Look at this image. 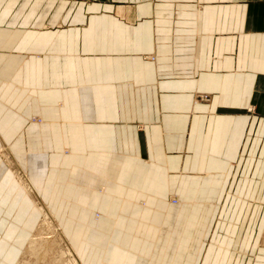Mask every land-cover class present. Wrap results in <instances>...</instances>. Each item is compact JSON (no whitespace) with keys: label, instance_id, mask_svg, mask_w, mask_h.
Wrapping results in <instances>:
<instances>
[{"label":"crops","instance_id":"1","mask_svg":"<svg viewBox=\"0 0 264 264\" xmlns=\"http://www.w3.org/2000/svg\"><path fill=\"white\" fill-rule=\"evenodd\" d=\"M40 210L81 264H264V0H0V264Z\"/></svg>","mask_w":264,"mask_h":264},{"label":"rangeland","instance_id":"2","mask_svg":"<svg viewBox=\"0 0 264 264\" xmlns=\"http://www.w3.org/2000/svg\"><path fill=\"white\" fill-rule=\"evenodd\" d=\"M32 122H36V123H41L42 119L38 118V117H33L31 119ZM5 159L6 156L3 154L2 155ZM16 172V170H14ZM19 174L21 175L20 178L23 179L22 173L20 171H18ZM17 175V173H16ZM20 183H23L22 187L23 190L25 191V187L26 185L24 183L23 180L20 181ZM171 199V197H170ZM177 200L176 199H172V203H176ZM44 211V210H43ZM44 214L46 217H44L41 214V218L38 219L37 223H36V230L32 235L36 236V239H41L44 241H48V244L46 243L41 251V255L44 253L45 256L47 257V261L48 262H52L54 261L61 253H66L67 251H71L72 254L76 257L78 264H81L79 259L77 258V254L75 253V251L66 243L64 237H63V231L59 228V226L56 225L55 221L53 220V218L50 216L49 213L44 211ZM48 218V219H47ZM96 219H100V215H96L95 217ZM40 220V221H39ZM35 229V228H34ZM43 241V242H44ZM29 244L27 242L26 247H24L23 249H21V255L22 257H20L21 260H23L24 262H30L31 260L34 259L30 256L26 257L25 252L29 249ZM24 252V253H23ZM2 252L0 253V258H3L2 256H4V252L3 255H1ZM24 257V258H23ZM19 259V258H18Z\"/></svg>","mask_w":264,"mask_h":264},{"label":"bare ground","instance_id":"3","mask_svg":"<svg viewBox=\"0 0 264 264\" xmlns=\"http://www.w3.org/2000/svg\"><path fill=\"white\" fill-rule=\"evenodd\" d=\"M41 214L44 217H46L43 210L39 211V215H41ZM43 241L44 240L36 239L35 235H31V237L28 240L29 249L25 252L24 256L32 257L34 259V262H33V260H31L30 262L26 263L20 259V257H22V256H20L18 261L15 264H78L76 257L72 254L71 251H67L66 253H61L54 261L48 262L45 254L44 253L42 255L40 254L43 246L46 243L48 244V241L47 242L46 241L43 242Z\"/></svg>","mask_w":264,"mask_h":264}]
</instances>
